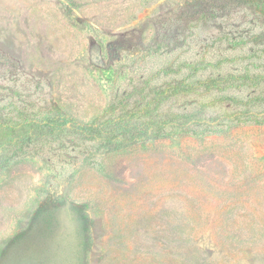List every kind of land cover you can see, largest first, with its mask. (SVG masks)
I'll list each match as a JSON object with an SVG mask.
<instances>
[{
	"label": "rangeland",
	"instance_id": "obj_1",
	"mask_svg": "<svg viewBox=\"0 0 264 264\" xmlns=\"http://www.w3.org/2000/svg\"><path fill=\"white\" fill-rule=\"evenodd\" d=\"M243 56L218 72L264 74V0H0V123L91 122L171 64ZM201 102L200 138L2 162L0 264H264V80Z\"/></svg>",
	"mask_w": 264,
	"mask_h": 264
},
{
	"label": "trees",
	"instance_id": "obj_2",
	"mask_svg": "<svg viewBox=\"0 0 264 264\" xmlns=\"http://www.w3.org/2000/svg\"><path fill=\"white\" fill-rule=\"evenodd\" d=\"M235 45V46H234ZM236 48V42L233 44ZM159 49H148L146 57L155 56ZM254 59L243 56L240 59L224 58L216 64L202 61L197 64H171L164 68L163 74L168 77L164 86H151V80L135 86L126 97L120 98L103 118L91 122L75 120H58L57 117L43 120H25L18 124L0 123V133L5 138L0 141V166L13 158L28 156L25 149L43 146L56 141L65 135L78 141V144L93 145L102 154H118L149 141H159L179 135H193L200 138V129H210L213 122L205 117L207 105L201 102L211 92H225L245 82L258 86L264 80V74L222 75L218 71L223 64H234L238 61ZM209 68L217 70L214 76H207ZM206 74V75H205ZM162 71L155 74V78ZM154 78V77H151ZM135 97V98H134ZM231 103L237 104L234 98ZM221 100H218L220 103ZM200 104V105H199ZM166 107V110H163ZM251 113V114H250ZM252 112L237 114L235 120L242 118L257 119ZM240 116V117H239ZM252 121V120H251ZM264 123V120H256ZM19 132L18 134H15ZM14 149V150H13ZM13 154L7 159L8 151ZM40 152L42 150H39Z\"/></svg>",
	"mask_w": 264,
	"mask_h": 264
}]
</instances>
